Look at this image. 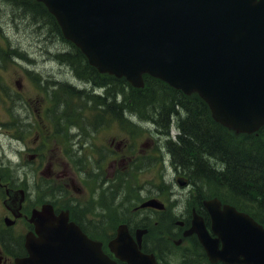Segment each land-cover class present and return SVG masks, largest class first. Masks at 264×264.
<instances>
[{"label":"water","instance_id":"1","mask_svg":"<svg viewBox=\"0 0 264 264\" xmlns=\"http://www.w3.org/2000/svg\"><path fill=\"white\" fill-rule=\"evenodd\" d=\"M37 1L98 71L134 87L143 86L147 73L185 94L196 92L212 119L236 134L264 124V0ZM204 205L215 236L196 213L185 234L197 235L210 261L264 264L262 224L215 197ZM31 221L38 237L26 236L29 255L16 264H116L50 205ZM129 240L119 227L111 247L129 264H154L152 254Z\"/></svg>","mask_w":264,"mask_h":264},{"label":"flooded vegetation","instance_id":"2","mask_svg":"<svg viewBox=\"0 0 264 264\" xmlns=\"http://www.w3.org/2000/svg\"><path fill=\"white\" fill-rule=\"evenodd\" d=\"M69 76L65 80L67 85L75 89L82 87V81L72 69H69ZM95 89L98 88L93 84L86 85V90H91V94H97ZM100 101L92 97L86 104L95 108H87L86 114L81 112L66 116L64 124L54 126V130H50L43 141L32 148L27 160L22 159V152L20 160H8L15 172L10 177L3 173L6 165L0 153V264H15L17 258L28 254L25 236L34 232L30 216L42 204H50L56 214L67 213L69 221L76 223L91 239L100 241L102 250L118 264L127 263L118 258L108 244L115 237L119 224H126L128 232L135 238L136 230L143 228L145 221L156 225L162 221L168 204L162 199L166 197L161 187L155 184V190L146 193L141 183L131 179L128 173L129 170L141 171L148 165L159 164L161 172L164 170L161 133L154 126L151 129L146 122L131 119L127 114L106 112L99 116L97 103ZM103 102L108 103L109 111L114 109L110 100ZM113 120L126 130L125 135L117 138L114 132L100 136L105 133L100 129ZM138 126L147 128L137 130ZM132 131L143 134L138 144L131 143L134 138ZM53 148L56 149L55 153ZM173 171L172 179L177 181L181 173L174 168ZM137 188L138 198L132 197ZM191 188L190 184H186L183 189L190 191ZM167 192H172V189ZM148 199L162 201L164 210L140 207ZM189 203L190 200L186 199V208L181 210L174 207L173 214L169 211L168 214L180 217L174 221L181 236L179 244L186 242L195 248V245L198 246L196 237L183 235L190 225L191 208L197 211L191 205L188 208ZM198 211L202 212L200 206ZM147 235L142 236L141 250L158 255L157 252L163 249V234L152 240ZM156 264H161V261Z\"/></svg>","mask_w":264,"mask_h":264},{"label":"trees","instance_id":"3","mask_svg":"<svg viewBox=\"0 0 264 264\" xmlns=\"http://www.w3.org/2000/svg\"><path fill=\"white\" fill-rule=\"evenodd\" d=\"M2 2L10 5L13 14L19 15L21 20L29 16L41 27L48 26L52 40L63 42L60 50L50 53L51 57L72 69L82 81V87L75 89L64 81L45 79V74L48 76L50 72L38 74L41 84L47 86L55 100L53 118L59 126L66 116L81 114L82 108H95L86 104L92 97L101 100L97 103L99 116L106 112L127 114L131 119L152 124L161 133L162 147L171 167L184 173L194 188L195 195L190 192V201L213 194L264 224V125L252 134H234L210 117L206 104L196 94L185 95L147 75L144 87L135 88L124 79L99 74L79 49L63 38L54 17L41 3L0 0ZM49 35L44 41H48ZM16 56L27 58L17 48L0 49V61ZM88 83L98 88L95 89L97 94L86 90ZM74 97L81 102H72ZM103 100H110L114 109L109 111L108 103ZM173 121L177 127L175 140L171 139L169 130ZM188 251L184 264H210L196 245Z\"/></svg>","mask_w":264,"mask_h":264},{"label":"rangeland","instance_id":"4","mask_svg":"<svg viewBox=\"0 0 264 264\" xmlns=\"http://www.w3.org/2000/svg\"><path fill=\"white\" fill-rule=\"evenodd\" d=\"M12 11L10 5L6 2L0 3V46L3 45V51L17 48V50L24 52L30 60L17 58V61H14L6 58L0 61V153L3 154L6 165L3 167V173L8 177L15 174L8 160H20L21 152L22 159L27 160L32 148L43 141L49 132V121H47L44 114L47 108L46 105L49 103L48 97L42 95L43 91L32 81V76L27 74L25 69L35 73L37 77L40 72L44 74L46 72L54 73V77L59 81H64L70 77L69 68L66 65H60L53 57L51 61L46 59L47 52L54 53L60 50L63 42L52 40L53 37L49 35L48 26L41 27V24H36L29 16L21 20L19 15L13 14ZM18 13H21V11ZM43 33H45L44 36H42ZM47 35L50 38H48V41H44ZM12 97H14L13 100ZM73 101L76 103L81 102L80 99L75 97L72 99ZM19 107H22L24 114L19 111ZM85 112L86 108H82V113ZM144 128L138 126L136 129L145 130ZM124 131L126 132L113 120L106 127L100 129V132L105 133L99 135L107 136L116 132L118 138L125 135ZM131 135L134 137L131 143L138 144L143 139V134L139 132L132 131ZM36 137L38 139L34 140ZM17 146L21 151L18 148V151H16ZM55 152L56 149L53 153ZM0 158L2 159V157ZM159 165H148L143 167L141 171L129 170L128 173L131 179L141 183L142 190L146 193L155 190V184L161 187L163 196L166 197L162 199L168 204V208H166L168 210L163 215L162 226L155 228L153 223L152 232L148 234L147 238L152 240L156 233L157 235L162 233V243L164 245L162 249L163 264H181L184 261V255H187L189 251L185 248V245H177L178 247L174 245L173 242L178 236L175 234L176 228L173 221L180 219V217L173 218L171 214H168V211L172 213L174 207L181 210L184 207L186 208L185 198H190V191H188L189 189H181L177 182L172 179L174 171L169 168L170 165H167L168 167L162 172ZM166 185L169 190L172 189V192H166L168 191ZM137 190L138 188L132 193V197L138 198L136 195ZM171 194L174 195L170 196ZM169 196L170 202L168 201ZM189 207L190 205H188Z\"/></svg>","mask_w":264,"mask_h":264},{"label":"bare ground","instance_id":"5","mask_svg":"<svg viewBox=\"0 0 264 264\" xmlns=\"http://www.w3.org/2000/svg\"><path fill=\"white\" fill-rule=\"evenodd\" d=\"M191 202H192V201H190V203H189V204H191Z\"/></svg>","mask_w":264,"mask_h":264}]
</instances>
